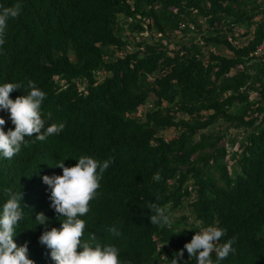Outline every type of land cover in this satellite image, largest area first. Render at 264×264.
I'll return each instance as SVG.
<instances>
[{"label":"trees","instance_id":"16d2710c","mask_svg":"<svg viewBox=\"0 0 264 264\" xmlns=\"http://www.w3.org/2000/svg\"><path fill=\"white\" fill-rule=\"evenodd\" d=\"M17 2L20 14L8 20L0 46V82L31 79L46 93L41 111L51 113L48 122L64 124L45 141L26 136L19 153L0 158V202L8 190L21 192L24 217L13 239L27 242L35 264H54L39 242L44 225H35L36 213L49 217V227L60 224L42 176L61 174L53 164L68 157L65 165H74L81 154L110 160L89 202L83 238L115 243L124 264H170L197 222L224 229L219 243L234 238L235 251L221 264H264V54L255 52L264 39V0L0 5ZM250 33L246 44L230 40ZM170 37L179 39L178 48H170ZM131 44L137 48L129 51ZM145 104L151 105L137 116ZM0 115L5 131L14 127L7 112ZM170 128L179 133L167 140L162 132ZM224 140L231 147L239 142L237 150ZM149 203L172 215L187 207L192 221L183 214L170 227L152 225ZM113 224L119 237L106 231ZM177 260L195 264L186 250Z\"/></svg>","mask_w":264,"mask_h":264},{"label":"clouds","instance_id":"9594fccd","mask_svg":"<svg viewBox=\"0 0 264 264\" xmlns=\"http://www.w3.org/2000/svg\"><path fill=\"white\" fill-rule=\"evenodd\" d=\"M20 11L18 2L11 6L0 5V46L5 43L8 20L16 18ZM16 89H22L23 94L13 99L9 93ZM45 97V91L31 79L23 85L11 81L0 82V111L7 112L14 125L5 131V117L0 115V158L11 159L19 153L22 146L26 147L29 143L26 136L45 141L63 130V122L49 123L51 113H42L41 105ZM67 158L53 164L62 169L61 174L42 176V181L50 189V207L57 213L60 224L59 227H49V217L42 211L36 213L35 225H44L39 242L49 249L54 264H124L115 243H101L94 237L83 238L84 217L89 212V202L97 197L99 182L110 160L101 161L93 155L81 154L74 165H65ZM153 179L158 177L154 176ZM147 208L150 209L152 225L171 226L173 217L168 209L156 203L147 204ZM23 217L21 192L8 190L7 198L0 202V264H35L29 257L27 242L17 244L13 239ZM192 228L196 229L195 234L175 253L170 264H178L177 257H183L184 250L188 253V259L194 260L195 264H221L230 253H234V238L219 243L225 234L221 227L214 224L204 227L197 222ZM106 231L113 237L121 235L115 224Z\"/></svg>","mask_w":264,"mask_h":264},{"label":"rangeland","instance_id":"374dc122","mask_svg":"<svg viewBox=\"0 0 264 264\" xmlns=\"http://www.w3.org/2000/svg\"><path fill=\"white\" fill-rule=\"evenodd\" d=\"M261 16H262V15L258 16V17H257V20H258L259 18H261ZM200 23H201V25H202V27H203L204 29L207 28V25H206V23H205V19H204V18H200ZM119 24H120L121 26L124 27V31H123L124 35L126 34V35H128V38H129V39H132V37H133L134 35H132L133 33L131 32V30H130V28H129V25H128V22H127V20H126L125 17L120 16ZM254 28H255V26L253 25V26L251 27V29H250L251 32L254 31ZM240 32L242 33V32H244V30L242 29V30H240ZM136 34H137V33H136ZM178 34H179L178 37H181V36H182L181 33L178 32ZM143 35H144V36H147L148 33L145 32ZM191 35H192V34H190L189 37H190ZM138 36H139V38H140V35H138ZM157 36H159V35H157ZM194 37L196 38V40H198V38H197V37H198V34H196ZM252 37H253V34H252V33L248 34L247 36H245V35H243L242 37L240 36L239 40H237V41H238V44H239V43H241V44H246V43L248 42V40L251 39ZM186 38H187V36H186ZM169 40H170L171 43H172V44H170V48H172V47H174V46L177 47V45H176V41L179 40L178 38L170 37ZM181 42H183V41H179V43H181ZM238 44H237V45H238ZM136 48H137V47H136V45H134V44H131V47H130V46L127 47V49H129V51H132L133 49H136ZM177 48H178V47H177ZM208 49H212V50H215V51L220 52V53H224V54L232 55V52H231L229 49H227L226 47H224V46H220V47H218V48L211 46V47H208ZM119 54H121V52H119ZM149 80L152 81V77H150ZM252 95H255V93H253ZM152 97H153V95H152ZM150 105H151V104H149V105H148V104H145V105L141 106V107L139 108L140 110H139V112L137 113V116H144L145 112L147 111V109H148V107H149ZM232 131H234V129H231V130H230V132H232ZM162 133H163V135L166 137L167 140H170V139H174V138L178 135L179 131L176 130L175 128H170V129H168V130L163 131ZM242 134H243V133H242ZM238 137H242V135H239ZM222 144L227 145V146H228V150H229L230 152H232V149H233V150H234V149L237 150L238 145H239V142H237V143L234 145V147H231V146L229 145V143L227 142V140L222 141ZM227 160H228V166H229V168L232 167V165H233V160H232V159H229V157H227ZM231 170H232V169H231ZM183 214H187V215H189V211H188V208H187V207H184V208H181V209H178V210L174 211V213H173V215H172L173 220H177V219H178L181 215H183ZM190 217H191V218H190ZM188 219H189L188 221H192V216L189 215V218H188Z\"/></svg>","mask_w":264,"mask_h":264},{"label":"built area","instance_id":"2783aa9c","mask_svg":"<svg viewBox=\"0 0 264 264\" xmlns=\"http://www.w3.org/2000/svg\"><path fill=\"white\" fill-rule=\"evenodd\" d=\"M230 40L234 43V44H238L237 40H233L232 38H230ZM257 54L262 55L264 54V39L263 41L258 45L256 51Z\"/></svg>","mask_w":264,"mask_h":264}]
</instances>
